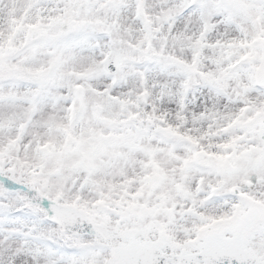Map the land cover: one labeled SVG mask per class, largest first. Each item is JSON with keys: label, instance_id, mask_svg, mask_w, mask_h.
<instances>
[{"label": "snow or ice", "instance_id": "obj_1", "mask_svg": "<svg viewBox=\"0 0 264 264\" xmlns=\"http://www.w3.org/2000/svg\"><path fill=\"white\" fill-rule=\"evenodd\" d=\"M0 264H264V0H0Z\"/></svg>", "mask_w": 264, "mask_h": 264}]
</instances>
